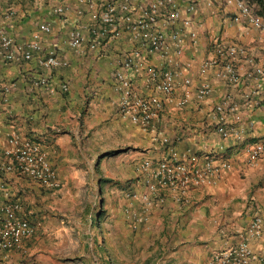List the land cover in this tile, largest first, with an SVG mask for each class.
Returning a JSON list of instances; mask_svg holds the SVG:
<instances>
[{
  "label": "crops",
  "instance_id": "0c3cea01",
  "mask_svg": "<svg viewBox=\"0 0 264 264\" xmlns=\"http://www.w3.org/2000/svg\"><path fill=\"white\" fill-rule=\"evenodd\" d=\"M181 1L184 5L195 3L193 26L199 37L198 46L185 49L184 59L197 62L209 55V36L220 30L228 42L245 46L264 62V34L231 22L229 18L236 12L234 6L225 0ZM54 4L53 0H11V4L0 0V27L16 43L36 40L44 49L42 53L34 51L28 60L0 59V85L9 86L8 92L0 93V149L13 133L31 139L39 144L59 182L56 189H45L30 178L6 174L13 193L21 201L22 214L36 224L35 235L26 243L28 258L22 264L85 260L83 254L67 246L69 235L62 226L56 196L91 171L99 156L109 150L129 148L128 170L134 171L135 167V176L139 177L126 185L114 182L121 186L113 195L120 226L127 219L124 204H132L135 199L127 198L125 193H145L146 184L155 182L153 167L143 169V162L149 159L155 165L166 156L161 143L117 113L114 71L117 58L131 44L122 37L99 50L84 49L82 53L71 50L67 45L68 32L73 26L88 23L89 12L82 7L84 13L78 15L79 4L65 0L68 10L56 16L50 13ZM8 6L11 15H7ZM41 23H49L50 31L40 30ZM52 47L66 61L65 65L49 69L40 63L45 50ZM191 75L193 83L186 89L191 93L188 103L183 108L176 106V99L185 91L183 86L178 87L159 127L179 153L190 149L202 158L215 152L224 155L230 166L184 191L162 190L163 202L150 209V214L147 212L148 218L140 230L154 234L167 214L176 215L178 227L184 228L180 232L184 239L173 257L189 260L191 264H207L213 251L240 239L255 212L264 216V153L254 161L248 158V146L264 141V101L246 116L254 121V126L243 141L222 138L213 127L212 107L219 101L224 86L210 73L207 77L213 95L206 104L196 107L193 92L201 78L196 65ZM41 78L47 79L46 85L37 84ZM62 84L67 85V90L61 89ZM135 84L147 91L141 77H136ZM241 87H230V91L236 94ZM109 175L126 181L124 173L114 171ZM201 239L204 241H198ZM252 246L263 247L264 236Z\"/></svg>",
  "mask_w": 264,
  "mask_h": 264
},
{
  "label": "built area",
  "instance_id": "2783aa9c",
  "mask_svg": "<svg viewBox=\"0 0 264 264\" xmlns=\"http://www.w3.org/2000/svg\"><path fill=\"white\" fill-rule=\"evenodd\" d=\"M11 4V0H5ZM50 13L63 15L68 7L65 0H53ZM89 12V22L70 28L67 45L77 53L84 49L99 50L125 37L130 48L119 55L114 71V89L118 94L117 113L129 120L144 133L151 135L165 147L166 156L154 165L151 160L143 162L142 168H152L155 182L146 184L141 194L125 193L127 198L140 200L144 215L137 222H145L147 212L164 200L162 190L175 188L184 191L205 182L212 174L229 168L224 155L215 152L200 155L187 149L183 154L173 148L168 135L159 127L165 119L168 104L175 90L183 86L184 94L176 99V106L183 108L191 93L186 89L193 83L192 70L197 66L200 81L194 89L196 107L206 104L213 95V86L207 77L210 73L223 85L219 101L212 107L213 127L222 138L243 141L253 128L254 121L246 116L264 101V62L243 45L228 42L221 31L209 36L210 54L195 62L183 58L188 46H198L199 37L193 26L195 3L183 4L181 0H75ZM235 7L229 18L241 27H251L264 34V17L250 0H225ZM7 15L13 14L10 6ZM39 29L50 31L49 23H41ZM44 51L36 40L16 43L0 27V59L4 61L28 60L33 52ZM40 63L46 68L65 65L53 47L45 50ZM197 63V64H196ZM141 77L147 91L135 84ZM41 78L37 84L46 85ZM242 86L234 94L230 87ZM67 90V85H61ZM9 86L0 85V93L8 92ZM237 124V125H235ZM264 153V141L248 146V158L258 159ZM201 159V160H200ZM24 176L45 189H56L59 182L56 173L38 143L13 133L0 149V264H15V256L27 258L26 243L35 235L36 224L22 214L20 199L13 193L6 174ZM264 236V216L257 211L242 231L240 239L225 244L211 253L207 264H264V246L255 249L252 243ZM35 264V263H34Z\"/></svg>",
  "mask_w": 264,
  "mask_h": 264
},
{
  "label": "rangeland",
  "instance_id": "374dc122",
  "mask_svg": "<svg viewBox=\"0 0 264 264\" xmlns=\"http://www.w3.org/2000/svg\"><path fill=\"white\" fill-rule=\"evenodd\" d=\"M262 2L258 4L252 0L264 17V0ZM128 152L130 154L129 148H126L102 154L91 171L57 194L59 216L69 235L67 246L83 254L85 259L62 260L57 264H191L189 260H180L181 257L174 258L172 255L174 252L177 254L184 239L180 236L184 228L178 227L176 215L167 214L168 218L162 221L154 234L141 232L144 222H137V219L145 211L140 200L135 198L132 204H124V211L128 210L124 217L128 220L123 226L118 225L113 195L121 186L116 183L126 185L133 179H139L135 176V167L134 171L128 170ZM114 171L126 174V181L112 178L109 174ZM95 217L99 227L96 229L93 228L97 225ZM116 240L118 243H115ZM24 259L16 255L14 262L22 264Z\"/></svg>",
  "mask_w": 264,
  "mask_h": 264
},
{
  "label": "trees",
  "instance_id": "16d2710c",
  "mask_svg": "<svg viewBox=\"0 0 264 264\" xmlns=\"http://www.w3.org/2000/svg\"><path fill=\"white\" fill-rule=\"evenodd\" d=\"M256 3L259 4V0H257ZM255 7H256V5H255ZM256 9H257V11L259 12V14L262 15L261 11H260L257 7H256ZM262 16H263V15H262ZM94 220H95V222L97 223V219H96V217L94 218ZM93 228H95V229H96V228H99V227H98V223H97V225L93 226Z\"/></svg>",
  "mask_w": 264,
  "mask_h": 264
}]
</instances>
